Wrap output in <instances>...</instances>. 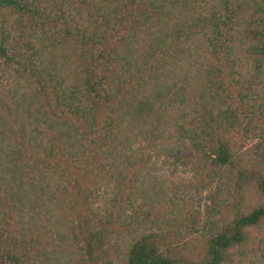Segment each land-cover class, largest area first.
<instances>
[{"label":"trees","instance_id":"1","mask_svg":"<svg viewBox=\"0 0 264 264\" xmlns=\"http://www.w3.org/2000/svg\"><path fill=\"white\" fill-rule=\"evenodd\" d=\"M0 264H264V0H0Z\"/></svg>","mask_w":264,"mask_h":264}]
</instances>
